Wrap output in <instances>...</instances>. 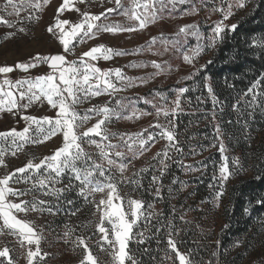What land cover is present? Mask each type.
<instances>
[{
    "label": "rangeland",
    "instance_id": "rangeland-1",
    "mask_svg": "<svg viewBox=\"0 0 264 264\" xmlns=\"http://www.w3.org/2000/svg\"><path fill=\"white\" fill-rule=\"evenodd\" d=\"M253 4L0 0V264L135 263L128 242H142L144 227L161 216L159 202L145 204L136 194L142 172L156 161L162 167L174 150L185 82L203 67L224 28ZM58 52L67 62L47 68ZM241 99L264 107V89L254 85ZM89 127L96 131L85 136ZM214 142L211 149L221 157L217 196L189 212L175 209L168 222L166 243L177 264H209L197 256L190 236L179 233L197 229L196 236L213 242L236 179L220 132ZM233 167L238 171V161ZM63 174L78 182L90 212L76 215L85 232L65 227L64 236H49L34 200L38 186L46 195ZM179 199L180 209H187L189 198ZM58 239L64 252L51 245ZM232 250L239 264H263L264 232L242 236Z\"/></svg>",
    "mask_w": 264,
    "mask_h": 264
},
{
    "label": "trees",
    "instance_id": "trees-1",
    "mask_svg": "<svg viewBox=\"0 0 264 264\" xmlns=\"http://www.w3.org/2000/svg\"><path fill=\"white\" fill-rule=\"evenodd\" d=\"M209 51L203 67L185 82L180 96L174 150L161 160L162 167L156 161L142 172L136 189L145 204L159 202L161 216L158 223L144 227L147 236L142 242H128L134 264H177L175 251L166 243L168 222L176 216L175 209L189 212L199 202L210 205L217 196L221 157L211 146L219 132L230 147L229 170L236 176L223 201L221 225L213 242L208 236H196L197 229H182L179 234L185 240L190 236L188 242L196 247L197 256L207 258L209 264L234 260L239 264L232 255L238 240L264 232V107L254 108L240 100L254 85L264 89V0H254L247 12L224 28ZM165 90L173 96V91ZM235 160L238 171L233 167ZM56 186L46 195L40 186L37 189L34 202L43 209V232L57 237L65 235V227L85 232L83 217L78 221L76 215L90 212V206L78 182L63 174ZM182 197L189 198L187 209H180ZM184 244L180 246L186 248L188 243ZM51 245L59 253L65 250L61 239Z\"/></svg>",
    "mask_w": 264,
    "mask_h": 264
},
{
    "label": "water",
    "instance_id": "water-1",
    "mask_svg": "<svg viewBox=\"0 0 264 264\" xmlns=\"http://www.w3.org/2000/svg\"><path fill=\"white\" fill-rule=\"evenodd\" d=\"M65 62H67V57L61 53H53L49 56L46 61V67L50 69H57L60 68ZM96 129L94 127H89L84 130L85 136H90L95 133Z\"/></svg>",
    "mask_w": 264,
    "mask_h": 264
},
{
    "label": "built area",
    "instance_id": "built-area-1",
    "mask_svg": "<svg viewBox=\"0 0 264 264\" xmlns=\"http://www.w3.org/2000/svg\"><path fill=\"white\" fill-rule=\"evenodd\" d=\"M185 251H186V248L181 249V253H185Z\"/></svg>",
    "mask_w": 264,
    "mask_h": 264
}]
</instances>
